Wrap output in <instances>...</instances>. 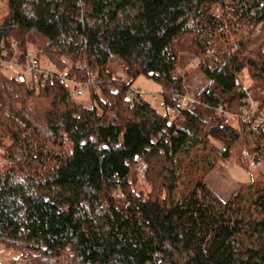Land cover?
<instances>
[{
    "label": "trees",
    "instance_id": "obj_1",
    "mask_svg": "<svg viewBox=\"0 0 264 264\" xmlns=\"http://www.w3.org/2000/svg\"><path fill=\"white\" fill-rule=\"evenodd\" d=\"M3 1L0 53L17 45L91 108L58 79L0 74V248L30 264H264V128L216 111L239 115L243 86L264 110V0ZM185 41L219 87L190 114ZM142 78L166 114L136 95ZM220 163L251 178L226 201L207 183Z\"/></svg>",
    "mask_w": 264,
    "mask_h": 264
},
{
    "label": "rangeland",
    "instance_id": "obj_2",
    "mask_svg": "<svg viewBox=\"0 0 264 264\" xmlns=\"http://www.w3.org/2000/svg\"><path fill=\"white\" fill-rule=\"evenodd\" d=\"M5 3L3 0H0V21L5 15ZM29 53H31V50ZM33 53V52H32ZM34 56V55H33ZM179 66L177 74L181 75L180 72L183 70H188L189 66L192 64H197L198 61L195 60L192 56L191 52V42L185 41L179 49ZM47 65L45 61H42V66ZM109 71L117 78L124 82H129V80L124 75L123 71L118 66L109 67ZM16 74L15 70H12L9 74L6 75L7 78L12 79ZM25 79V78H23ZM22 83V82H20ZM185 85L189 90L191 96H201L204 95L206 98L212 99L218 92L217 87L210 84L199 71L194 73L189 71L185 78ZM133 90L141 91L144 93L145 100L160 114H166L168 111L166 110L162 98L159 96L161 92L160 88L152 81L146 80L144 78L139 79L135 82L133 86ZM71 105H74L72 99L70 97ZM77 106L91 108V102L88 99H80ZM234 125L235 122L231 121ZM250 175L244 171L238 164H228V163H220L218 169L211 174L207 183L209 187H211L216 194L226 201L230 198L237 189L242 186H245L250 182ZM0 264H30L26 260H22V257L19 254L14 252L4 250L0 248Z\"/></svg>",
    "mask_w": 264,
    "mask_h": 264
},
{
    "label": "built area",
    "instance_id": "obj_3",
    "mask_svg": "<svg viewBox=\"0 0 264 264\" xmlns=\"http://www.w3.org/2000/svg\"><path fill=\"white\" fill-rule=\"evenodd\" d=\"M22 55L20 49H18L17 45L13 44L10 49H1L0 53V74L7 75L12 70L16 71V74L12 78L15 82L20 83L23 82V77L18 74V71H23L24 78H28L30 82L33 84L34 88L38 91L43 89L48 82L53 81L54 79H58L62 83H66L69 87V94L72 99L74 105H77L80 99H86V93L82 89V87L74 81L66 80L65 77L55 76L54 73L48 69H44L39 66V64L33 60L30 56L24 57V62H20V56ZM197 64H192L189 66L188 70H183L180 72V76L184 79L187 76L189 71L195 70ZM242 83V77H238ZM243 84V83H242ZM242 92L245 95L246 108L242 109L240 114L237 116H232L227 113L225 109L220 106L216 109L218 113H220L226 119H237L242 122H254L256 126H262L264 128V110H260L257 103L253 98V94L248 91V89L243 86ZM136 95L144 96L141 92H136ZM213 96L212 99L208 98L207 107L211 108L213 104ZM181 109L184 113L190 114L195 110V107L198 104V101L194 96L190 94L182 99Z\"/></svg>",
    "mask_w": 264,
    "mask_h": 264
}]
</instances>
